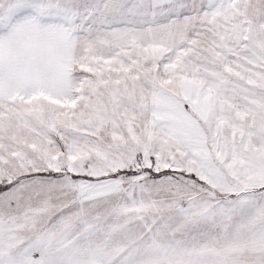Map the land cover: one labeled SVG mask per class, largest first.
I'll use <instances>...</instances> for the list:
<instances>
[{"label":"snow or ice","instance_id":"6c2138e0","mask_svg":"<svg viewBox=\"0 0 264 264\" xmlns=\"http://www.w3.org/2000/svg\"><path fill=\"white\" fill-rule=\"evenodd\" d=\"M0 264H264V0H0Z\"/></svg>","mask_w":264,"mask_h":264}]
</instances>
